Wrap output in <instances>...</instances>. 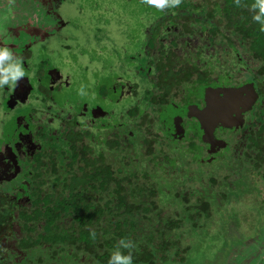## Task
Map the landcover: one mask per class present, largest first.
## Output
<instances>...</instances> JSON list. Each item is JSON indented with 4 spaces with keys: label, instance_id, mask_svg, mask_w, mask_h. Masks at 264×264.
Returning <instances> with one entry per match:
<instances>
[{
    "label": "flooded vegetation",
    "instance_id": "obj_1",
    "mask_svg": "<svg viewBox=\"0 0 264 264\" xmlns=\"http://www.w3.org/2000/svg\"><path fill=\"white\" fill-rule=\"evenodd\" d=\"M41 1L47 9H54V2ZM132 2L137 7L146 5L141 0ZM186 13L184 10L171 14L141 10L134 14L136 18L145 14L158 18L165 14L169 16L160 19L153 28L146 45L147 58L139 56L136 61L137 67H141V71L137 69L141 77L136 80L137 83H129L127 93L124 90L127 85L120 80V75H116L113 83L108 85H99L98 79V87L88 88L93 102L78 91L73 95L67 93V98L73 97H69L55 111L56 95L64 94V80H57L59 72L52 71L44 63L37 68L31 65L24 67L26 74L14 88L0 89V203L3 204H0V210L3 208L5 211V218L0 221V232L3 229L5 234L0 233V252L3 250L5 256L0 261L5 264H40L29 260L33 258L35 247H39L46 249L43 256L45 264L47 261L49 264H73L65 258L67 254L59 251L60 246L54 248L51 244L58 237H53L50 229L59 230L71 219L47 220L46 212L53 207L60 211L63 195L66 196L61 182L54 181L49 175H61L62 159L73 153L72 148L78 143L89 147L98 157L101 146L113 133L112 129L125 128L126 125L131 127V133L136 131L140 136L146 135L148 121L144 127L137 123L142 114L151 119L150 126L157 130L158 136L164 137L167 133V137L175 142V147L191 154L188 163L192 165L212 169L221 160L220 154L232 147L230 159H222L223 162H234L235 170L238 168L240 171H246L250 163L254 166L248 154L255 153L250 144L254 137L252 131L257 133L259 127H264V61L254 57L237 41L233 45L218 42L212 36L213 24L205 12L199 16L200 24L194 25L193 31L185 28L184 22L188 19L181 17L177 24L164 26L153 37L158 25L165 19ZM59 15H55L59 23L57 27L44 23L36 30L32 26L22 28L29 36L26 41L37 43L47 39L49 36L38 33L50 28L51 34H59L62 31L60 28L68 24ZM7 24L9 22L5 23L6 28L0 34V44L6 46L4 33L6 29L11 30ZM142 45L141 41L137 42L134 50L139 51L137 48ZM23 62L26 65L28 59L23 58ZM191 64L198 69L192 77ZM227 67L232 68L230 75ZM171 68L180 79L176 83L178 86L166 84L168 78L172 79ZM139 86L142 93L138 90ZM121 96H126L124 100L136 97L138 101L115 114ZM35 101L45 103L46 109L34 105ZM259 107L261 115L255 112ZM254 114L262 119L258 122L252 120ZM236 132H242L238 135L241 137L239 141L228 142L220 135ZM193 137L198 145L191 149L188 145ZM201 146L200 154L198 148ZM105 152L107 161H110L111 152ZM178 161L179 169L183 166ZM53 164L57 165L56 170L50 172ZM189 170L190 175L196 173L194 170L192 173L189 165L178 175H186ZM6 207L10 209L6 211ZM40 242L41 246H38Z\"/></svg>",
    "mask_w": 264,
    "mask_h": 264
},
{
    "label": "trees",
    "instance_id": "obj_2",
    "mask_svg": "<svg viewBox=\"0 0 264 264\" xmlns=\"http://www.w3.org/2000/svg\"><path fill=\"white\" fill-rule=\"evenodd\" d=\"M141 1L146 3L142 6L149 12L174 13L184 10L193 14L168 17L158 25L153 37L164 26L177 24L181 17L188 19L184 22L185 28L193 31L194 25L200 24L199 16L205 12L213 24L212 36L218 42L233 45L237 41L254 57L264 61V31L252 19L255 0H181L179 6L164 9L149 5L147 0ZM190 63H193L192 59ZM193 65L191 77L198 71L197 66ZM170 71L172 79L168 78L166 84L178 86L176 83L180 79H177L173 68ZM147 121L144 136L136 131L131 133V127L127 128L126 125L125 128L112 129L113 133L101 146L98 157L89 147L78 143L72 148L73 153L62 159L61 175H49L53 176L54 181L61 182L66 196L63 195V208L60 211L53 207L46 212L47 220L71 219L59 230L50 229L51 235L58 237L51 244L54 248L60 246L59 251L67 254L65 258L68 262L108 264L111 253L119 247L122 239L133 245L131 249L122 251L125 254L131 252L134 264L183 261L192 248L190 243L185 242L187 222L191 223V229L196 230L206 227V222L212 218L215 206L212 198L219 196L217 184L222 180L227 182L230 175L211 177L208 182L203 180L199 183H207L213 189L207 191L210 198L194 190L196 175H190V170L186 175H178L184 167L193 166L188 163L191 154L175 147V142L167 137V133L164 137L158 136L157 130L150 126L152 121L147 114H142L137 123L144 127ZM259 129L257 133L252 131L254 137L250 144L255 153L248 154L249 160L254 163L249 173L264 180V127ZM197 145L193 137L188 146L192 149ZM105 151L111 152L110 161H107ZM178 160L183 166L179 169ZM55 166L53 164L50 172L56 170ZM197 168L202 169L201 173L211 169L198 165L194 168L195 172ZM245 176L242 175V178ZM3 218L2 214L0 221ZM0 233L5 235L3 229ZM20 243L23 244L21 240ZM38 246H41V242ZM45 253L46 249L35 247L33 258L29 260L45 264ZM47 260L50 258L47 257ZM0 264L5 263L0 261Z\"/></svg>",
    "mask_w": 264,
    "mask_h": 264
},
{
    "label": "rangeland",
    "instance_id": "obj_3",
    "mask_svg": "<svg viewBox=\"0 0 264 264\" xmlns=\"http://www.w3.org/2000/svg\"><path fill=\"white\" fill-rule=\"evenodd\" d=\"M46 1L54 2V9L44 7L41 0H0V34L6 28L5 23L9 22L7 26L11 30L6 29L3 40L15 53L28 59L26 65L24 62V67L31 65L37 68L44 63L52 71L59 72L60 78L57 80H64L65 89L62 90L64 94L56 95L55 111L63 106L60 104L73 97L67 98V93L73 95L78 91V94L89 100L91 96L88 95V88L95 85L98 87V79L99 85H108L113 83L116 75H120V80L127 85L124 88L127 93L129 83L133 85L141 77V73H137V69L141 71V67H137L136 61L139 56L147 58L146 45L153 28L160 19L169 16L165 14L158 18L145 14L146 16L136 18L134 14L146 9L143 6L137 7L134 2L127 3V0ZM56 1L63 3L57 8ZM51 14L62 15L64 22H68L67 26L61 27L59 34H51V28H44L46 32L38 33L49 36L48 40L42 39L37 43L26 41L29 36L22 29L24 27L32 26L36 30L44 23L47 26L59 25L58 19ZM140 41L143 45L137 48L139 51L134 50ZM28 51L30 55H27ZM231 69L227 67L229 75ZM138 90L143 92L140 86ZM125 97L121 96V101L118 102L120 106L114 111L115 114L125 111L138 101L136 97L124 100ZM33 104L46 109L45 103L40 101ZM255 112L261 115L262 109H255ZM252 116L251 119L257 122L262 119L255 114ZM226 133L220 135L228 142H233L235 139L240 140L238 135L242 132ZM187 136H190L188 132ZM202 149V146L198 148V153L201 154ZM231 149L232 147L222 152L219 156L221 160L209 171L201 173L202 169L197 168L198 171L193 174L198 177L193 183L194 190L205 193L206 196L213 189L207 183L199 185L200 182H208L211 177L230 176L227 182L222 180V183L217 184L216 192L219 196L214 197L215 200L212 198L215 203L213 216L206 222V227L194 230L191 229V223L187 222L185 242L190 243L192 248L185 254V260H172L164 264H264V180L238 168L235 170L234 162L230 160L223 162L222 159H230ZM251 166L250 163L246 167L247 171ZM195 167L193 165L192 169ZM242 175L246 176L242 178ZM5 209L7 211L10 208ZM0 212L5 211L2 208ZM3 256L5 253L1 250L0 258Z\"/></svg>",
    "mask_w": 264,
    "mask_h": 264
},
{
    "label": "clouds",
    "instance_id": "obj_4",
    "mask_svg": "<svg viewBox=\"0 0 264 264\" xmlns=\"http://www.w3.org/2000/svg\"><path fill=\"white\" fill-rule=\"evenodd\" d=\"M180 2L181 0H147L149 5L157 9L175 8L179 6ZM252 9L255 12L252 19L260 25V30L264 31V0H255ZM25 74L23 58L13 49L0 44V89L14 88ZM81 94H83V90H81ZM132 247V243L122 239L119 247L111 253L108 264H134L131 252L125 254L122 251V249H131Z\"/></svg>",
    "mask_w": 264,
    "mask_h": 264
},
{
    "label": "water",
    "instance_id": "obj_5",
    "mask_svg": "<svg viewBox=\"0 0 264 264\" xmlns=\"http://www.w3.org/2000/svg\"><path fill=\"white\" fill-rule=\"evenodd\" d=\"M0 213H2V214H3V212H0ZM2 214H1V215H2ZM1 215H0V216H1Z\"/></svg>",
    "mask_w": 264,
    "mask_h": 264
}]
</instances>
